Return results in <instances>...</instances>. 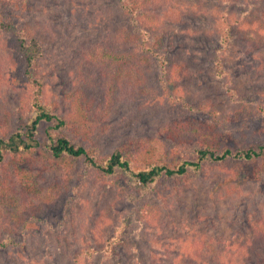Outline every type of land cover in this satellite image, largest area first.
<instances>
[{"label": "trees", "instance_id": "obj_1", "mask_svg": "<svg viewBox=\"0 0 264 264\" xmlns=\"http://www.w3.org/2000/svg\"><path fill=\"white\" fill-rule=\"evenodd\" d=\"M97 2L92 40L52 44L40 0H0V264H165L145 234L192 176L225 172L231 192L264 178V0ZM134 101L142 131L101 144ZM157 104L172 114L148 116ZM86 184L111 199L82 234L69 212ZM252 233L200 242L180 264H264V222Z\"/></svg>", "mask_w": 264, "mask_h": 264}, {"label": "rangeland", "instance_id": "obj_2", "mask_svg": "<svg viewBox=\"0 0 264 264\" xmlns=\"http://www.w3.org/2000/svg\"><path fill=\"white\" fill-rule=\"evenodd\" d=\"M97 1L40 0L37 13L39 21L46 28L43 31L47 40L52 44H58L64 41V34L69 32L81 41L92 40L98 31L100 21ZM41 11L43 13L39 14ZM4 34L0 30V73L3 74L11 69ZM243 70L247 69L243 68ZM243 74L240 79L241 84L251 89L248 84L251 73L244 71ZM260 86L262 91L259 92L264 95V82H261ZM9 94L10 90L6 96L9 97ZM258 101H262L261 98ZM224 104L225 101L223 107L221 102L214 106L224 114L228 109ZM125 105L129 111V121L115 136L101 137L100 143L106 147H116L120 144L119 137L122 136L123 141L128 134L136 135L142 131L147 119L144 118L145 112L135 101ZM157 106L156 110L148 112V116H156L160 121L172 114L167 106L159 104ZM225 176V172L220 173L215 170L192 176L189 185L178 200L163 212L164 215L160 216L156 226L145 234L151 241L157 261H165V264H169L172 260L179 262L178 264L182 259L192 261L187 251L202 249L200 244L198 246L200 242L210 239L224 240L234 245L236 242L248 241L252 237V230L259 223L264 222V178L256 182H247L242 190L231 192L223 187ZM84 193L86 198H80L76 205L70 207L69 212L77 232L81 229L82 234L92 226V223L90 224L92 218V221H97L96 214L102 211L104 203L111 199L107 198L99 202V190L91 184L85 185ZM113 218L116 219V215ZM108 221L107 217L106 223ZM61 227L63 225L56 227L55 232ZM44 229L54 234L49 224L44 226ZM234 246L238 247V245ZM205 261L204 258H196L195 263L205 264Z\"/></svg>", "mask_w": 264, "mask_h": 264}]
</instances>
